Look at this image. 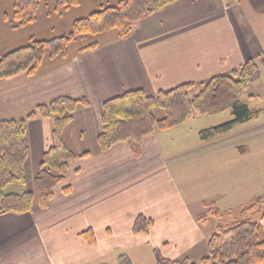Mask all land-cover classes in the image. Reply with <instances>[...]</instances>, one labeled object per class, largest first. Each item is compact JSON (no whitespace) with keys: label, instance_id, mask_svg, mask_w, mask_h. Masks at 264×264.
Instances as JSON below:
<instances>
[{"label":"crops","instance_id":"obj_1","mask_svg":"<svg viewBox=\"0 0 264 264\" xmlns=\"http://www.w3.org/2000/svg\"><path fill=\"white\" fill-rule=\"evenodd\" d=\"M263 8L264 0H180L136 24L127 38L115 36L97 50L44 66L35 78L21 74L0 81V121L25 118L59 98L89 103L63 131L76 157L64 184L46 209L0 216V238L16 232V238L40 240L51 264H111L122 257L150 258L156 250L171 261L204 258L213 224L212 217L205 222L200 217L210 209L241 210L264 196V148L253 158L247 147L231 141L235 129L203 142L196 124L203 117H196L145 138L140 156L127 143L103 152L98 146L103 105L136 90L154 96L190 83L202 87L259 59L264 37L247 25L244 10L260 15ZM27 138L26 188L34 192L53 145L52 121L29 120ZM140 216L155 225L135 235ZM90 230L93 246L82 237Z\"/></svg>","mask_w":264,"mask_h":264},{"label":"trees","instance_id":"obj_2","mask_svg":"<svg viewBox=\"0 0 264 264\" xmlns=\"http://www.w3.org/2000/svg\"><path fill=\"white\" fill-rule=\"evenodd\" d=\"M48 0H14L12 20L15 28L37 23L39 14ZM84 0H58L59 8L70 10L81 6ZM180 0H120L115 5L104 6L89 16L74 21L71 32L49 40H32L27 46L0 58V81L25 74L35 78L47 60L68 61L75 47L76 55L97 50L102 43L99 37L116 34V38H127L136 24L157 13L166 6ZM2 0H0L1 4ZM5 21L10 17L5 14ZM86 41H91L86 43ZM30 53L25 65L6 73L4 68L9 59ZM259 63L248 60L229 75L212 78L203 84L199 94L193 95L195 84H186L170 91H161L154 96L143 90L131 91L107 101L103 105L102 132L98 146L107 152L117 144L127 143L135 156H140L142 142L157 133L172 130L196 117H211L230 112L232 120L222 125L203 130L199 138L203 142L231 133L238 126L259 120L262 111H253L240 99L248 86L261 80L264 70V53ZM250 99H255L250 96ZM86 99L59 98L49 104L37 106L25 118L0 121V216L7 214L25 215L33 213L36 207L46 209L53 200L56 190L68 175L70 163L76 157L65 146L62 135L73 116L81 107L88 106ZM50 119L53 123V145L45 153L40 173L35 180V191L26 188L25 165L29 157L27 122L32 119ZM16 185L18 192L12 191ZM64 187V193L69 192ZM205 207H212L211 203ZM200 217L205 222L209 217L217 221L230 218L234 212L221 213L210 209ZM240 220L232 226L217 222L216 233L207 243V255L199 264H264V196L255 198L239 212ZM153 220L144 216L136 219L133 234L149 233ZM82 237L91 246L96 244L90 230ZM157 264H196L189 259L171 261L155 251ZM118 264H131L128 258H120Z\"/></svg>","mask_w":264,"mask_h":264},{"label":"rangeland","instance_id":"obj_3","mask_svg":"<svg viewBox=\"0 0 264 264\" xmlns=\"http://www.w3.org/2000/svg\"><path fill=\"white\" fill-rule=\"evenodd\" d=\"M119 1L120 0H84L78 8H72L70 10L59 8L57 10L58 0H48L40 11L37 23L26 27L15 28L16 23L11 18V10L14 0H2L0 4V58L17 49L27 46L32 40H49L67 35L71 32L74 21L85 18L91 13L100 10L104 6L115 5ZM239 1L242 2V0ZM255 1L259 2L263 0ZM262 11L264 12V8ZM244 13L247 18V25L254 28L253 31L256 32L255 35L264 37V13L257 15L256 13L254 14L253 10L249 9L246 11L244 10ZM5 14H8L10 17L9 21H5L3 19ZM243 22L245 23V21ZM236 24L238 30H241L243 26L238 21ZM115 36L116 34H109V36L104 35L99 37L97 41L103 43L113 39ZM89 42L91 41H86V43ZM83 46L85 45L83 44L82 46L75 47L72 51V56L76 55L79 48ZM251 52L252 54H255L256 50L253 48L251 49ZM29 59L30 53L28 52L22 54L20 57L9 59L5 64L4 70L6 73L12 72L17 67L25 65ZM256 61L258 63L260 62L259 59ZM56 64L57 62L47 60L43 67L54 66ZM261 75L262 78L260 82L248 86L240 94V99L253 111L264 110V70H262ZM200 91L201 86L195 87L192 90V94H199ZM250 96H254L255 99L251 100ZM231 120V113L225 112L216 116L199 118L196 124L203 130H206L222 125ZM231 141H234V143L237 144V147H247V149L251 151L253 158L260 157L262 154L261 150L264 148V114L259 120L235 128L233 134L231 135ZM12 189V191L18 192L20 186L16 185ZM242 208L243 207H241V210ZM241 210H234V214H232L230 218H223L218 221L215 218H210V225L213 224V226H209V232H211L210 235L212 236L216 233L217 230L215 229L218 225L217 222L223 226H232L238 222L240 220L239 212ZM11 229H13V227ZM15 233L16 232H14V234ZM14 234H7L6 237L2 235L0 238V264H51L48 252L46 251V248L42 246L40 240L38 242L34 238L29 240H27L28 238H21L24 234L20 235L19 238H16L17 234ZM205 254L207 255V249ZM201 258L203 257L194 256L191 260L193 263L199 264ZM183 260L185 259L177 261ZM130 262L132 264H157L155 256L150 258L140 256L131 259ZM111 264H118V261Z\"/></svg>","mask_w":264,"mask_h":264}]
</instances>
